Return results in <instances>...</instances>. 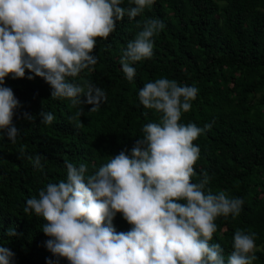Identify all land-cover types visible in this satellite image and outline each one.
Returning <instances> with one entry per match:
<instances>
[{"label":"clouds","instance_id":"1","mask_svg":"<svg viewBox=\"0 0 264 264\" xmlns=\"http://www.w3.org/2000/svg\"><path fill=\"white\" fill-rule=\"evenodd\" d=\"M155 0H0V132L15 143L20 129L13 124L21 107L5 78L40 77L51 88L53 99L67 98L78 115L80 105L97 111L106 102L104 89L92 81L72 82L97 63L93 54L97 38H108L125 16L132 20ZM134 5V6H131ZM141 30L122 52L120 65L128 81L136 76L133 65L153 56L154 37L165 28L162 20L146 17ZM199 89L176 80L159 78L138 92L146 109L161 114L159 123L143 126L131 150L122 149L89 174L84 163L65 161L66 180L49 183L37 197L26 200L25 214L45 223L49 237L47 264H253L257 260L256 233L237 229L227 256L219 243H210L218 217L238 216L242 198L207 187L211 177L202 173L197 182L194 165L200 149L198 137L212 125L181 123L192 108ZM28 122L36 116L23 113ZM40 123L50 125L55 116L41 110ZM34 169L43 171L41 154L21 151ZM119 213L131 226L117 232ZM6 235H16L9 227ZM14 253L0 245V264H10Z\"/></svg>","mask_w":264,"mask_h":264},{"label":"trees","instance_id":"2","mask_svg":"<svg viewBox=\"0 0 264 264\" xmlns=\"http://www.w3.org/2000/svg\"><path fill=\"white\" fill-rule=\"evenodd\" d=\"M121 6L129 7L130 0ZM146 17L159 18L165 28L154 37L153 56L136 62V76L128 81L120 58ZM93 54L97 63L72 82L92 81L104 89L107 100L97 111L80 105L78 115L69 99L50 97L42 78L28 80L27 70L25 78H5L21 104L12 121L20 129L16 142L0 132V245L14 253L10 264H47L52 258L42 232L45 221L24 213L26 200L66 180L65 161L84 163L91 174L110 156L130 151L144 125L160 122L161 114L138 98L146 83L159 78L199 89L181 123L212 125L193 141L200 149L193 182L207 173L214 194L225 191L244 201L238 216L216 219L210 243H219L227 258L237 229L255 232L253 264H264V0H155L140 16L118 21L108 38H97ZM41 110L54 114L52 124L40 123ZM25 112L35 122L25 120ZM21 151L41 154L43 171L19 158ZM113 225L117 232L131 227L119 213ZM9 227L16 235H6Z\"/></svg>","mask_w":264,"mask_h":264}]
</instances>
